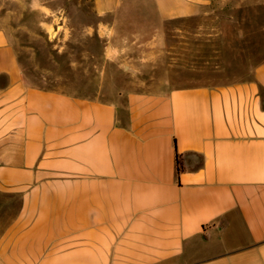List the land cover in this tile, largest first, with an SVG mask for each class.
Wrapping results in <instances>:
<instances>
[{
  "label": "crops",
  "instance_id": "obj_1",
  "mask_svg": "<svg viewBox=\"0 0 264 264\" xmlns=\"http://www.w3.org/2000/svg\"><path fill=\"white\" fill-rule=\"evenodd\" d=\"M74 2L85 86L33 84L0 25V191L20 201L0 259L264 264L262 41L202 80L205 49L190 65L168 24L209 19L214 0Z\"/></svg>",
  "mask_w": 264,
  "mask_h": 264
},
{
  "label": "rangeland",
  "instance_id": "obj_2",
  "mask_svg": "<svg viewBox=\"0 0 264 264\" xmlns=\"http://www.w3.org/2000/svg\"><path fill=\"white\" fill-rule=\"evenodd\" d=\"M34 1L38 0H0V25L12 31L25 74L33 84L47 88L85 86V76L96 75V70L84 61L81 67L74 64V60L83 59L77 50L84 42L83 37L69 31V14L76 12L74 0H44L40 5L43 8H36ZM212 7L214 14L209 19L168 24L170 41L177 46L183 36L176 29H186L183 33L188 35L183 41L191 49L190 65L197 67L196 49H205V67L189 69L198 73L193 78L202 80L222 77L223 72L213 71L216 64L224 71L234 59L239 63L241 49L253 39L262 41L264 50V0H214ZM60 22L63 24L59 28ZM200 27L204 34L198 41L195 33ZM19 204L17 197L0 191V239L14 220ZM0 264H4L1 259Z\"/></svg>",
  "mask_w": 264,
  "mask_h": 264
},
{
  "label": "trees",
  "instance_id": "obj_3",
  "mask_svg": "<svg viewBox=\"0 0 264 264\" xmlns=\"http://www.w3.org/2000/svg\"><path fill=\"white\" fill-rule=\"evenodd\" d=\"M179 171H180V167L178 166V167H177V172H179Z\"/></svg>",
  "mask_w": 264,
  "mask_h": 264
}]
</instances>
